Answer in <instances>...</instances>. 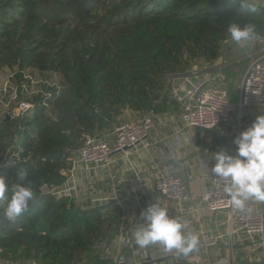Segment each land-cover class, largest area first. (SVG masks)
<instances>
[{
  "label": "trees",
  "instance_id": "16d2710c",
  "mask_svg": "<svg viewBox=\"0 0 264 264\" xmlns=\"http://www.w3.org/2000/svg\"><path fill=\"white\" fill-rule=\"evenodd\" d=\"M251 4L255 11L240 0H0V66L57 72L65 88L54 118L39 108L0 125V176L8 185L0 199V260L107 262L91 253L114 231L115 209L83 208L70 197L41 195L40 187L64 182L62 171L85 135H100L126 113L179 111L168 76L214 62L232 42L233 23L264 36V9ZM9 147L17 156L3 166ZM21 171L36 199L10 220L3 210L21 186Z\"/></svg>",
  "mask_w": 264,
  "mask_h": 264
},
{
  "label": "built area",
  "instance_id": "2783aa9c",
  "mask_svg": "<svg viewBox=\"0 0 264 264\" xmlns=\"http://www.w3.org/2000/svg\"><path fill=\"white\" fill-rule=\"evenodd\" d=\"M252 41L256 45L255 56L243 76L237 103H232L227 91L214 83L218 78L212 76L211 68L216 62L194 65L183 73L168 76L171 95L178 105L184 127L208 131L216 129L219 136L237 135L242 130H246L254 120H238L230 128L217 129V127L222 121L227 120L236 108L264 110V36L255 34ZM18 71L19 69L14 73V77ZM19 73L21 75L19 82L13 76L12 79L8 78L4 82L3 79L0 82V125L6 117H9L11 121L20 120L39 108L46 116L54 118V103L65 89L60 75L54 71L41 72L29 66L20 70ZM153 123L151 114L118 121L113 125L112 142L98 134L85 135L82 144L71 153V167L62 171L65 177L64 182L60 185L43 184L40 187V194L52 195L56 198H83L85 193H79L76 169L81 167L88 172L106 169L115 153L130 149L148 151L154 145V141L150 138ZM13 149V147L7 149L8 158L2 161L3 166L10 164V157L17 156ZM210 168L211 166L201 174L204 183L197 199L196 209L189 207L192 198L184 180L165 169H157L153 173V187L159 195L157 203L172 205L174 212L168 213L175 217H185L192 211L199 210L211 214L226 213L228 230L224 233H210L200 229L201 246L204 249L216 246L223 238H226L228 245L233 248L236 243L249 241L251 243L249 254L253 256L257 247L255 238L264 235V208L248 201L244 210L234 209L230 198L223 192L224 182L212 175ZM108 199L109 197L104 196L90 198L97 203ZM120 231L119 242L132 246L134 243L132 238L125 234L124 229ZM170 254L171 252L166 251L158 252V256L155 257L143 251L140 259L143 262L156 261ZM101 255L107 260V264H131L128 258L109 247H105ZM234 257L232 253L231 257L225 260V264H234ZM3 264L14 263L5 261Z\"/></svg>",
  "mask_w": 264,
  "mask_h": 264
},
{
  "label": "crops",
  "instance_id": "0c3cea01",
  "mask_svg": "<svg viewBox=\"0 0 264 264\" xmlns=\"http://www.w3.org/2000/svg\"><path fill=\"white\" fill-rule=\"evenodd\" d=\"M248 1L264 9V0ZM255 46L253 41L246 48H241L234 42H226L219 57L214 61L216 64L211 68L212 76L218 78L214 83L227 91L232 103H237L239 100L242 79L249 63L255 56ZM228 79L234 82L235 96L233 100L228 93ZM258 115H264V110L236 108L227 120L218 125L217 129L230 128L238 120H255ZM137 116L133 115L132 119ZM153 122L150 138L154 141V145L148 151L130 149L115 153L111 157L112 162L106 169L90 170L89 172L81 167L76 169L79 193L82 192L85 195L81 199H73L74 202L83 208L107 206L111 210L115 209L117 215L114 231L104 241L97 243L96 248L99 253L101 254L105 247H109L128 258L131 264H196L194 261L202 264H225V260L233 253L234 264H264V235L255 238L257 247L253 256L249 254L251 248L249 241L236 243L233 248L228 245V240L223 238L218 245L205 249L200 242L197 250L187 256L171 252L168 257L147 262L140 259L143 251L156 257L158 252H164L160 245L141 249L135 242L132 246L122 244V241L119 242V233L123 229L125 234L134 241L133 233L137 226L143 223L141 212L148 205L158 202L159 195L153 187V173L157 169H165L184 180L192 198L189 207L196 209L198 207L197 199L204 183L201 174L208 168L205 163H208L209 167L212 166L209 163L211 156L221 149L235 154L236 146L233 140L243 131L237 135L219 136L216 129L208 131L186 128L180 119L179 111L153 114ZM112 130L113 126L109 136L100 135L106 136L105 138L112 142ZM89 191H94V193H89ZM94 196H104L109 199L97 203L90 200ZM111 198L113 199L110 200ZM250 202L264 208V202L255 200H250ZM161 206L167 208L169 213L174 212V208L170 204ZM175 218L186 221V231L197 233L199 239L200 229L210 233H224L228 230L226 213L211 214L199 210L192 211L185 217ZM3 262L5 261L0 260V264Z\"/></svg>",
  "mask_w": 264,
  "mask_h": 264
},
{
  "label": "clouds",
  "instance_id": "9594fccd",
  "mask_svg": "<svg viewBox=\"0 0 264 264\" xmlns=\"http://www.w3.org/2000/svg\"><path fill=\"white\" fill-rule=\"evenodd\" d=\"M240 7L255 11L248 0H240ZM228 32L231 41L246 48L255 38L254 26L233 23ZM235 154L221 149L211 156L210 172L224 182L223 192L230 198L234 209L244 210L250 200L264 202V115H258L253 123L235 137ZM209 168L208 163H205ZM22 182L8 199L4 215L15 220L28 210L30 202L36 199V193L28 179L27 172L18 175ZM8 185L0 176V199L5 197ZM143 218L133 233L135 244L145 249L160 245L166 252L187 256L197 250L200 239L195 232L186 231L187 222L169 215L168 209L155 202L148 205L140 214Z\"/></svg>",
  "mask_w": 264,
  "mask_h": 264
},
{
  "label": "rangeland",
  "instance_id": "374dc122",
  "mask_svg": "<svg viewBox=\"0 0 264 264\" xmlns=\"http://www.w3.org/2000/svg\"><path fill=\"white\" fill-rule=\"evenodd\" d=\"M18 67L17 65H13L12 67H8V66H0V82L3 80V82L6 79H12V76L14 75V73L17 71ZM14 77V76H13ZM234 82H232L230 79H228V93L229 96L231 98V100L234 99L235 96V87H233ZM132 114H128L126 113L125 115H123V117L121 118L122 120H131L132 119ZM112 127V126H111ZM111 129V128H110ZM110 129L108 131V129L105 128V130H103V132H101L100 134H106L107 136H109L110 134ZM108 131V132H106ZM106 132V133H105ZM106 137V136H105ZM8 146V142L5 143V145L2 147V149H6V147ZM97 245V244H96ZM98 253L97 248H94V251L91 253V255ZM82 264H86L85 261L81 262Z\"/></svg>",
  "mask_w": 264,
  "mask_h": 264
},
{
  "label": "water",
  "instance_id": "95a60500",
  "mask_svg": "<svg viewBox=\"0 0 264 264\" xmlns=\"http://www.w3.org/2000/svg\"><path fill=\"white\" fill-rule=\"evenodd\" d=\"M9 120V117H6L5 122Z\"/></svg>",
  "mask_w": 264,
  "mask_h": 264
}]
</instances>
